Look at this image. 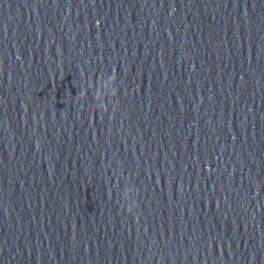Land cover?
I'll list each match as a JSON object with an SVG mask.
<instances>
[{"label": "water", "instance_id": "obj_1", "mask_svg": "<svg viewBox=\"0 0 264 264\" xmlns=\"http://www.w3.org/2000/svg\"><path fill=\"white\" fill-rule=\"evenodd\" d=\"M0 264H110L1 65Z\"/></svg>", "mask_w": 264, "mask_h": 264}]
</instances>
